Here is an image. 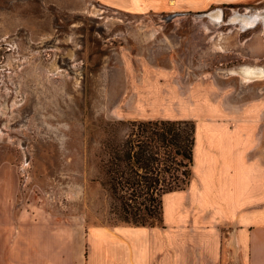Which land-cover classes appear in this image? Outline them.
Listing matches in <instances>:
<instances>
[{
    "label": "rangeland",
    "instance_id": "rangeland-1",
    "mask_svg": "<svg viewBox=\"0 0 264 264\" xmlns=\"http://www.w3.org/2000/svg\"><path fill=\"white\" fill-rule=\"evenodd\" d=\"M249 67L263 76L245 79L240 70ZM209 85L216 97L264 99V0H229L197 12H131L99 0H0V197L13 198L15 212L39 215L20 224L22 236L44 241L76 216L85 228H160L111 224L109 198L93 179L100 125L191 119L200 132ZM259 130L264 149V119ZM191 180L176 201H166L177 263L247 264L227 230L209 228L201 208L191 205L200 193L193 171Z\"/></svg>",
    "mask_w": 264,
    "mask_h": 264
},
{
    "label": "crops",
    "instance_id": "crops-1",
    "mask_svg": "<svg viewBox=\"0 0 264 264\" xmlns=\"http://www.w3.org/2000/svg\"><path fill=\"white\" fill-rule=\"evenodd\" d=\"M99 1L131 12H197L213 3L229 2ZM215 92L210 85L202 91L203 119L200 132L195 125L192 165L200 180V193L191 205L201 208L209 228L215 225L227 230L235 247L244 250L247 264H264V149L258 148L264 99L255 96L240 101L230 92L217 97ZM191 178L185 188L164 194V226L160 228L106 224L85 228L76 216L69 224L51 228L44 241L21 233L20 224L28 226L39 215L28 209L15 212L13 198L0 197V264H178L177 234L166 221V201L168 197L176 201L191 187ZM40 217L53 222L48 215ZM54 223H59L58 218Z\"/></svg>",
    "mask_w": 264,
    "mask_h": 264
},
{
    "label": "trees",
    "instance_id": "trees-1",
    "mask_svg": "<svg viewBox=\"0 0 264 264\" xmlns=\"http://www.w3.org/2000/svg\"><path fill=\"white\" fill-rule=\"evenodd\" d=\"M100 126L93 179L109 198L111 224L163 226L164 194L191 178L195 122L104 119Z\"/></svg>",
    "mask_w": 264,
    "mask_h": 264
},
{
    "label": "bare ground",
    "instance_id": "bare-ground-1",
    "mask_svg": "<svg viewBox=\"0 0 264 264\" xmlns=\"http://www.w3.org/2000/svg\"><path fill=\"white\" fill-rule=\"evenodd\" d=\"M240 73L245 79L263 76V72L259 68H255V67L253 68L249 67V68L242 69L240 70Z\"/></svg>",
    "mask_w": 264,
    "mask_h": 264
},
{
    "label": "flooded vegetation",
    "instance_id": "flooded-vegetation-1",
    "mask_svg": "<svg viewBox=\"0 0 264 264\" xmlns=\"http://www.w3.org/2000/svg\"><path fill=\"white\" fill-rule=\"evenodd\" d=\"M224 3H226V2H224Z\"/></svg>",
    "mask_w": 264,
    "mask_h": 264
}]
</instances>
